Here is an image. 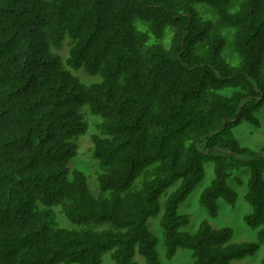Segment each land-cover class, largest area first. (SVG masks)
<instances>
[{
  "label": "trees",
  "instance_id": "trees-1",
  "mask_svg": "<svg viewBox=\"0 0 264 264\" xmlns=\"http://www.w3.org/2000/svg\"><path fill=\"white\" fill-rule=\"evenodd\" d=\"M72 69L101 79L84 84ZM263 103L264 0H0V264H101L107 252L113 264H162L152 220L169 259L253 255L264 228L241 242L207 220L182 231L179 206L207 162L199 204L211 217L219 199L234 206L228 179L247 167L243 219L264 224V145L233 132L259 126ZM83 107L100 117L97 187L70 164L89 129Z\"/></svg>",
  "mask_w": 264,
  "mask_h": 264
},
{
  "label": "rangeland",
  "instance_id": "rangeland-1",
  "mask_svg": "<svg viewBox=\"0 0 264 264\" xmlns=\"http://www.w3.org/2000/svg\"><path fill=\"white\" fill-rule=\"evenodd\" d=\"M66 40L63 42V45L57 49L63 60L67 57L69 48V43ZM72 73L75 74L82 83L87 85L98 82L101 79L99 75H90L82 69H72ZM81 111L85 119L89 122V129L86 134L79 136L77 140L78 154L72 159L70 164L72 168L83 170L88 177L89 184L94 187L96 185V176L100 169L98 163L91 157V134L97 131L96 122L100 119V117L91 114L86 107H83ZM255 115L260 121L259 126H254L247 121H241L234 126L233 132L242 145L258 150L264 145V103L260 109L255 112ZM204 166L205 176L203 180L193 189V191L179 206V213L187 214L190 218L188 224L181 227V230L194 232L201 221L207 220L213 227H221L225 225L231 226L233 228L234 241H255L259 230L264 228V224L259 228H252L248 226L243 219L246 214L251 212L250 205H248L244 199V193L246 191L245 181L250 174L249 168L242 167L239 170L233 171V175L228 179V183L234 187L238 193L236 204L231 206L222 199H219L218 213L216 216L211 217L207 209L199 204V196L201 192L210 184L211 179L213 178L212 163L207 162ZM238 178L243 180V184H238L236 182V179ZM91 186H89V188L93 190ZM58 219L62 225L65 226L67 224L66 226L68 227L72 226L68 220L65 221L62 215L58 214ZM150 227L159 239L157 252L162 264H189L192 261V252L188 249H178L174 257L171 259L167 258L165 254L166 246L163 241L161 228L158 226L157 221L152 220L150 222ZM263 257L264 243L260 245L259 249L253 255L235 260L233 263L261 264ZM136 260H138L141 264H145V261L141 256H137ZM101 264H113L108 252L103 255Z\"/></svg>",
  "mask_w": 264,
  "mask_h": 264
}]
</instances>
